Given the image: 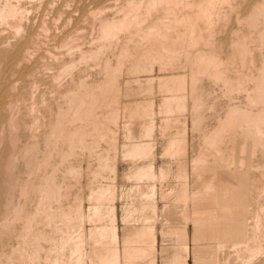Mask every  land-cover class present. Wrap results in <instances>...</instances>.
<instances>
[{
  "label": "bare ground",
  "instance_id": "6f19581e",
  "mask_svg": "<svg viewBox=\"0 0 264 264\" xmlns=\"http://www.w3.org/2000/svg\"><path fill=\"white\" fill-rule=\"evenodd\" d=\"M113 1L0 0V264H127L155 252L158 222L195 264H264V0ZM157 129L164 158L188 156L189 132L197 141L177 206L161 216L164 168L138 163ZM113 148L138 163L115 189L120 216L111 185L67 215L74 159L87 152L103 180L116 173ZM197 190L209 212L196 214L191 247Z\"/></svg>",
  "mask_w": 264,
  "mask_h": 264
},
{
  "label": "rangeland",
  "instance_id": "374dc122",
  "mask_svg": "<svg viewBox=\"0 0 264 264\" xmlns=\"http://www.w3.org/2000/svg\"><path fill=\"white\" fill-rule=\"evenodd\" d=\"M61 1V0H60ZM113 1V0H112ZM113 3H116L115 2V0L113 1ZM83 22L84 21H82L81 22V25H86L85 24V22H84V24H83ZM74 23H76V21L74 22ZM87 26V25H86ZM89 27V26H88ZM111 58H113L112 56H111ZM116 63V61H115V59H113V64H115ZM90 68H92V69H90ZM89 69H88V73H86L85 72V74L84 75H87L86 77H88L89 75L91 76L90 78L88 77V82H91V83H89V84H93V83H95V82H97V83H99L98 81H102L103 80V78H104V74H98V73H96V71H97V69H96V67H95V69L93 68V66L92 67H90ZM124 70V72H121V74L123 73V75H121L122 76V79H123V81L125 82V81H127L128 79H132V78H128L129 76L127 75V73L125 72V69H123ZM122 70V71H123ZM89 71H92L91 73L89 72ZM90 73V74H89ZM93 73V74H92ZM97 75V76H96ZM99 75H101V76H99ZM84 78H85V76H83ZM98 77H100V79L98 78ZM95 78V79H94ZM98 78V79H97ZM95 80V82H93L94 80ZM97 80V81H96ZM93 82V83H92ZM96 84V83H95ZM157 90H159L158 89V86H157V83H155L154 84V97H155V99H156V101H158V99H159V94L157 95ZM159 93V92H158ZM124 96V98H122ZM135 99V97L134 96H132V94L131 95H129L128 97H126L125 98V95H122L121 96V98H120V103H121V109H120V117H124L123 119L125 120V119H127V117H128V113L127 114H125V112L124 111H122V110H124V109H122V108H124L123 106V104H124V102H126L125 103V105L127 106V108H129L130 107V105H131V103H129V102H132L133 100ZM129 100V101H128ZM131 100V101H130ZM124 101V102H123ZM128 101V102H127ZM123 102V103H122ZM219 109V108H218ZM55 111V112H54ZM53 112H54V118H57V117H59V115L57 114L58 113V109L57 108H55V110L53 109ZM57 112V113H56ZM124 112V113H123ZM107 114V113H106ZM121 114H123V115H121ZM176 114H180V113H176ZM175 114V115H176ZM187 115V113H185L184 115H182L183 117H185ZM126 116V117H125ZM180 117V119L182 120L183 119V117L181 116V114L179 115ZM122 118H120L121 120H123ZM158 122H159V120H157ZM183 120H182V124H183ZM123 123V122H122ZM210 124H211V122H210ZM121 125H123V124H121ZM159 125V124H158ZM188 126H189V130H190V128H191V123H190V121H188V124H187ZM122 126H119V128H118V134H119V142H118V145L116 146V148L118 147V151L120 152V146L123 144V141H122V129H120ZM178 128L177 129H182V125H181V123H178V126H177ZM180 127V128H179ZM174 128V127H173ZM177 129H172V134H175V132H176V130ZM121 131V132H120ZM158 131V132H157ZM155 135H157L159 138H157V136L155 137ZM191 136V133L189 132V138H188V143L187 144H189V145H187L188 147H187V153H188V156L186 157L185 155V158L183 157V156H181L183 153H181V155H177L178 157H174L173 159H170L169 157H163L162 155H160L161 154V152H162V147H163V143L165 142L164 140H163V138L161 137V134H160V132H159V130L157 129V130H155V132H154V134H153V138H152V143H153V152H152V155L151 156H149L148 158H149V160H148V158L147 157H145V156H143L144 158H143V160L141 159H139L138 161V163H143L144 161L145 162H149V161H152V162H154V160H156L155 161V168H156V172H159L160 171V169H163V171L165 172L164 173V177L165 178H163V182L164 183H166V184H168L167 185V187H168V191L169 192H171L170 194H169V197H168V199H166L165 201L164 200H161V199H158V204H156V206H155V209H157L156 211H157V213H158V215H160L161 216V214H162V211L164 210V207L165 206H177V204H175V203H173L172 201L174 200V196H177L178 195V193L180 192V185H181V182H182V180L180 179V178H182V179H184V177L182 176V173L183 172H185V174H188L189 173V163H190V160H191V157L193 156V151L191 152V150H195L194 148H197L196 146H197V141L195 140L194 141V143L192 144L191 142V139H192V136ZM162 142V146L161 145H159L160 144V141ZM196 139V138H195ZM158 144V146H157V144L155 143V142ZM102 145V147L103 148H108V146L105 144V143H102L101 144ZM194 145H196L194 148H193V146ZM155 147H156V149H155ZM105 148V149H106ZM116 148H113V149H111V151H110V162L113 164H118V165H116L115 164V166H116V173L115 174H112L111 173V171L110 170H106L107 172H105V171H103V177H105V178H103V180H102V177H99V179H97V181H95L94 180V178L92 177V172L93 171H95L98 167H97V161L95 160V158H93L92 156H90V155H88V153L87 152H84L83 153V155H82V153H80L79 154V157H77V158H75L74 159V163H75V166L77 167V169L78 168H80L81 167V170L84 168V167H86V170H85V168L83 169V171H78L77 173H76V175L75 176H73V181H74V187H73V193L71 194V196H70V198H69V200H67L66 202H65V204H64V206H63V209H64V211L67 213V215H70V216H73L74 217V215L76 214V212H77V208H79V209H81V206H83L82 207V211H87V209L86 208H88V204H89V200H88V198L90 197V191H91V188L93 187L95 190H93V191H97L99 188H104V189H107V187L106 186H108V185H111V186H113V190H119V189H122L123 190V188L124 187H122V185L126 182V184H124L123 186H125V190L130 186V183H128L129 181H128V179L126 180V178H127V176L125 177V174L127 175L128 173H130L131 171H132V169H133V166L135 165V164H138V163H136V162H133L132 160L130 161V159L127 161L126 159H123V160H121L123 157H122V155L120 154V153H118V154H116L118 151L116 150ZM161 148V149H160ZM192 148V149H191ZM160 149V150H159ZM112 150H114L113 152H112ZM155 152V153H154ZM85 153H87V154H85ZM158 154V155H157ZM80 155H82V156H80ZM114 155L117 157H114ZM157 155V156H156ZM160 155V156H159ZM87 156V157H86ZM154 156V157H153ZM89 157V158H88ZM122 157V158H121ZM156 157H158V158H156ZM161 157H162V159H161ZM180 157V158H179ZM92 158V159H91ZM115 158V159H114ZM147 158V159H146ZM151 158V159H150ZM153 158H154V160H153ZM164 158V159H163ZM80 159V160H79ZM117 159V160H116ZM177 161H175V160ZM77 160H79L80 162H78ZM82 160H84V161H82ZM171 160H173L172 162L173 163H175L173 166H171L173 163H170L171 162ZM179 160V161H178ZM88 161V162H87ZM95 161V162H94ZM125 161V162H124ZM127 161V162H126ZM130 161V162H129ZM170 161V162H169ZM187 161V162H186ZM85 162V163H84ZM90 162V163H89ZM118 162V163H117ZM120 162V163H119ZM157 162V163H156ZM128 163H129V165H128ZM134 163V164H133ZM179 163V164H178ZM80 164V165H79ZM82 164H83V166H84V164H85V166L83 167L82 166ZM88 166H87V165ZM133 164V165H132ZM131 165V166H130ZM97 168H96V167ZM129 166V167H128ZM172 167V169H171V167ZM87 167H89V168H87ZM130 167H132V168H130ZM130 169V170H129ZM79 170V169H78ZM121 170V171H120ZM182 170V171H181ZM92 171V172H91ZM120 171V172H119ZM127 171V173H125ZM174 171V172H173ZM179 171H181V172H179ZM79 172H81V173H79ZM82 172H83V174H82ZM89 172V173H88ZM91 172V173H90ZM105 172V173H104ZM123 173V175H121L122 173ZM187 172V173H186ZM86 173V174H85ZM109 173H110V175H109ZM121 173V174H120ZM169 173V174H168ZM175 173V174H174ZM82 176H81V175ZM167 174V175H166ZM176 174H179V175H176ZM85 175H86V178H85ZM105 175V176H104ZM174 175V176H173ZM180 175H181V177H180ZM183 175H184V173H183ZM107 176V177H106ZM111 176H112V179H111ZM115 176H116V178H115ZM123 176H124V178H123ZM166 176H167V178H166ZM175 176H177V177H175ZM83 177V178H82ZM119 177H121V178H119ZM179 177V178H178ZM76 178V179H75ZM110 180H109V179ZM113 178H114V180H116V181H112V182H109V183H107L108 182V180L109 181H111V180H113ZM118 178V179H117ZM178 178V179H177ZM82 179V180H81ZM87 179H88V181H87ZM90 179V180H89ZM105 179H106V181H105ZM108 179V180H107ZM123 179V180H122ZM180 179V180H179ZM92 180V181H91ZM122 180V181H121ZM177 180H179V181H177ZM78 181H79V183H78ZM84 181V182H83ZM94 181V182H93ZM102 183H101V182ZM121 181V182H120ZM166 181V182H165ZM83 182V183H82ZM91 182H92V184H91ZM97 184H96V183ZM99 182V183H98ZM106 182V183H105ZM116 184H115V183ZM81 183H82V185H81ZM87 183V184H86ZM88 183H90L89 185H88ZM93 183H95V184H93ZM105 183V184H104ZM121 183V184H120ZM180 183V184H179ZM85 184H86V186H85ZM115 185V187H114V185ZM179 184V185H178ZM99 185V186H98ZM120 185V186H119ZM178 185V186H177ZM81 186H83V188L81 187ZM91 186V187H90ZM97 186H98V188H97ZM101 186V187H100ZM102 186H104V187H102ZM86 187V188H85ZM120 187H122V188H120ZM92 188V189H93ZM97 188V189H96ZM179 189V190H178ZM81 190V191H80ZM115 190V194H116V200H113L112 202H114L115 203V205H116V207H117V213H118V215L120 216V214H121V207H122V203H120V200H119V196H120V194H121V192H119V191H122V190H119V191H116ZM89 193V194H88ZM199 193H201L202 195H204V198L205 199H207L208 198V196L205 194V192H203V191H200V190H197L196 192H194V195H193V198H192V202H191V204H189V206L190 207H188V212L190 213H193L192 215H191V217H190V220H189V225H188V229H189V232H190V229H191V232H190V234H191V241H190V243H189V245H191V247L193 246V241H192V232H193V229H194V225H196V214H200V215H204V214H206L207 212H209L208 211V205H207V201H202V202H199V200L198 199H201L202 197L199 195ZM77 194H78V196H77ZM88 194V195H87ZM172 194V195H171ZM76 197V199H74L75 197ZM89 196V197H88ZM173 196V197H172ZM118 197V198H117ZM82 198H83V201H82ZM172 199V200H171ZM198 200V201H197ZM75 201V202H74ZM160 201V202H159ZM81 203H83L81 206H79ZM70 204V205H69ZM196 204H198V207L196 208ZM155 205V204H154ZM67 206V207H66ZM69 206V207H68ZM78 206V207H77ZM121 206V207H120ZM72 207H74V208H72ZM158 207V208H157ZM160 207V208H159ZM71 209V210H70ZM84 209V210H83ZM160 209L162 210V211H160ZM70 212H68V211ZM74 210V211H73ZM159 211V212H158ZM72 214V215H71ZM198 225H199V223H198ZM209 225L211 226L212 224L211 223H209ZM118 227H119V230H120V235H121V239H120V242H119V244L121 245V248H122V234H123V225L119 222V224H118ZM156 227H157V244H156V250H155V252L154 253H152L150 256H146V257H143V258H140V259H136V260H133V261H131V262H129V263H127V264H165L167 261L168 262H176V259H174L175 257H177L178 259V262H180V264H195V260H193L194 258H193V256L192 255H190L189 253H187V252H185V251H183V250H181V249H179L180 247H181V245H182V240H180L181 238L179 237V235L178 234H176V233H174V234H172V235H164L163 233H162V231H161V228H162V225H161V223H157L156 224ZM203 236H204V232H203ZM169 237V238H168ZM207 242H208V240H206ZM206 241H204V242H206ZM16 242V241H15Z\"/></svg>",
  "mask_w": 264,
  "mask_h": 264
},
{
  "label": "crops",
  "instance_id": "0c3cea01",
  "mask_svg": "<svg viewBox=\"0 0 264 264\" xmlns=\"http://www.w3.org/2000/svg\"><path fill=\"white\" fill-rule=\"evenodd\" d=\"M174 259L177 260L178 258L175 257ZM165 264H180V262H175V261H174V262H168V261H167ZM184 264H185V263H184Z\"/></svg>",
  "mask_w": 264,
  "mask_h": 264
}]
</instances>
